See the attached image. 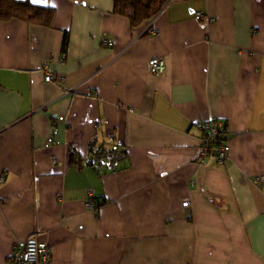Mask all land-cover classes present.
<instances>
[{"label": "crops", "instance_id": "obj_1", "mask_svg": "<svg viewBox=\"0 0 264 264\" xmlns=\"http://www.w3.org/2000/svg\"><path fill=\"white\" fill-rule=\"evenodd\" d=\"M24 1L53 14L0 20V264L37 227L52 264H264V0H169L137 27L115 0ZM212 117L230 157L200 164Z\"/></svg>", "mask_w": 264, "mask_h": 264}, {"label": "built area", "instance_id": "obj_2", "mask_svg": "<svg viewBox=\"0 0 264 264\" xmlns=\"http://www.w3.org/2000/svg\"><path fill=\"white\" fill-rule=\"evenodd\" d=\"M204 15L202 12L196 13L199 19H203ZM158 32L159 29L150 28L152 35H157ZM103 43L113 45L106 37H104ZM149 65L151 73L154 74L163 73L166 68L165 60L162 57H152ZM38 67L43 71L46 82L64 83V76L52 70L50 61H45ZM66 91H68V88ZM200 121L196 124L198 131L201 133V145L198 149L199 163L215 161L218 164H223L230 157L232 131H230L226 121L220 118L212 117V119ZM3 179L0 178V181H3ZM89 196L86 207L97 210L102 202H97L91 194ZM182 204L185 208H190V198H184ZM44 231V229L37 227L25 239L15 242L7 264H52L53 245L42 238Z\"/></svg>", "mask_w": 264, "mask_h": 264}, {"label": "trees", "instance_id": "obj_3", "mask_svg": "<svg viewBox=\"0 0 264 264\" xmlns=\"http://www.w3.org/2000/svg\"><path fill=\"white\" fill-rule=\"evenodd\" d=\"M169 0H115L116 12L123 16H127L130 19L133 27L141 25L145 21L149 20L152 17L158 15ZM30 10V15H29ZM53 14L52 8L47 7H36L31 6L28 8L27 2L24 0H0V20H10L12 18H29L33 22H38L42 25H48L50 23L51 17ZM67 40L64 41L66 48ZM93 141L89 147L90 150H93ZM92 155L95 159H91L95 164L96 159H100L101 164L105 161L106 158L115 162V168L120 161L124 160L126 156L125 151H118L112 148H98L97 150L92 151ZM70 160L72 163H80L81 155L80 152L73 148L71 150ZM108 162V161H107ZM114 169V168H113Z\"/></svg>", "mask_w": 264, "mask_h": 264}]
</instances>
